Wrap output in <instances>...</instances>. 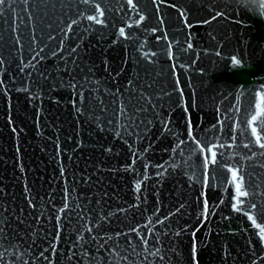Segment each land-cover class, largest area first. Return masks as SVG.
<instances>
[{
    "label": "water",
    "instance_id": "obj_1",
    "mask_svg": "<svg viewBox=\"0 0 264 264\" xmlns=\"http://www.w3.org/2000/svg\"><path fill=\"white\" fill-rule=\"evenodd\" d=\"M0 264H264V0H0Z\"/></svg>",
    "mask_w": 264,
    "mask_h": 264
},
{
    "label": "snow or ice",
    "instance_id": "obj_2",
    "mask_svg": "<svg viewBox=\"0 0 264 264\" xmlns=\"http://www.w3.org/2000/svg\"><path fill=\"white\" fill-rule=\"evenodd\" d=\"M233 63H234V64H239V61H238L237 59L234 58V59H233Z\"/></svg>",
    "mask_w": 264,
    "mask_h": 264
}]
</instances>
